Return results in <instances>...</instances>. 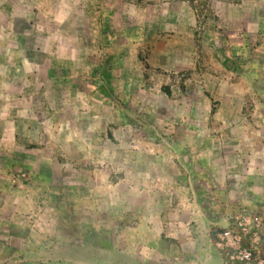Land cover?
Returning a JSON list of instances; mask_svg holds the SVG:
<instances>
[{
	"label": "crops",
	"instance_id": "obj_1",
	"mask_svg": "<svg viewBox=\"0 0 264 264\" xmlns=\"http://www.w3.org/2000/svg\"><path fill=\"white\" fill-rule=\"evenodd\" d=\"M0 45L38 57L60 193L0 264H225L214 233L264 207V0H0Z\"/></svg>",
	"mask_w": 264,
	"mask_h": 264
},
{
	"label": "rangeland",
	"instance_id": "obj_2",
	"mask_svg": "<svg viewBox=\"0 0 264 264\" xmlns=\"http://www.w3.org/2000/svg\"><path fill=\"white\" fill-rule=\"evenodd\" d=\"M1 47L0 45V49ZM10 49L11 54L16 53L13 47ZM32 56L33 59L25 65L26 68L20 70V62L3 60L0 55V214H10V221H1L0 225L3 227L2 225L9 223L7 230L12 235L16 234L17 230H22L26 232L27 238L32 236L33 240L36 230L50 229L47 227L49 223L36 218L51 212L53 200L60 196V193L51 188V169L44 165L49 164L50 152L55 148L56 142L49 137L52 126L36 122L44 117L41 102L48 100L49 94L46 97L41 92L36 93V68L40 62L38 57ZM250 61L253 62V67L258 63L252 59ZM59 64L54 63L55 67ZM44 71L47 69L44 68ZM242 79L244 84L253 85L251 79ZM256 85V88H262L260 79ZM249 88L251 93L246 96L248 105L263 99L264 95L256 91L255 87ZM252 110L250 107L249 112ZM43 169H47V173L43 172ZM68 207L63 205L60 209L66 212ZM242 216L261 218V228L242 232L239 226ZM123 223L127 224V227L130 224L127 221ZM226 224V227L217 229L214 233L216 243L218 235L230 232L241 237L244 247L257 248V252L253 254L254 258L264 256V207L253 213L234 214ZM218 253L225 264H232L225 249L219 247Z\"/></svg>",
	"mask_w": 264,
	"mask_h": 264
},
{
	"label": "built area",
	"instance_id": "obj_3",
	"mask_svg": "<svg viewBox=\"0 0 264 264\" xmlns=\"http://www.w3.org/2000/svg\"><path fill=\"white\" fill-rule=\"evenodd\" d=\"M239 226L242 232L250 229L259 230L262 226V220L261 218L242 216L239 219ZM217 237V247L227 251V257L232 264H264V256L254 258L253 254L257 252V248L244 247L239 235L223 232Z\"/></svg>",
	"mask_w": 264,
	"mask_h": 264
}]
</instances>
